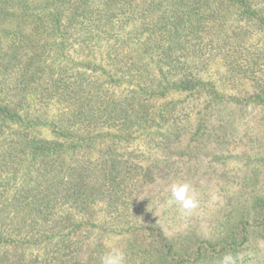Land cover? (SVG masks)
Wrapping results in <instances>:
<instances>
[{"label":"trees","instance_id":"1","mask_svg":"<svg viewBox=\"0 0 264 264\" xmlns=\"http://www.w3.org/2000/svg\"><path fill=\"white\" fill-rule=\"evenodd\" d=\"M230 101L264 105V0H0V264H100L111 228L125 264L235 254L261 191L182 244L129 206L159 155L222 141Z\"/></svg>","mask_w":264,"mask_h":264},{"label":"rangeland","instance_id":"2","mask_svg":"<svg viewBox=\"0 0 264 264\" xmlns=\"http://www.w3.org/2000/svg\"><path fill=\"white\" fill-rule=\"evenodd\" d=\"M228 103L224 116L228 134H224L222 141L206 137L200 147L195 143L187 147V154L178 148L170 157L167 153L166 158L159 155L163 169L159 171L157 181L162 184V191L157 193V188L143 192L134 203H129L131 211L140 215L135 226L144 225L147 238L158 237L162 232L165 237L182 244V237L188 235L190 238L203 232L219 239L226 232L229 219H232L231 223H237L239 210L246 212L254 193H264V105L251 101ZM170 160L173 165L165 166L171 164ZM174 181L188 182L197 192L199 205L190 213L186 214L178 203H168L169 186ZM96 210L99 218L108 214L106 206ZM246 217L249 237L233 255L239 258L238 264H264L263 219L259 214L254 216L253 212L247 213ZM107 233L110 246L118 247L127 240L118 228H111ZM227 253H231L228 248L217 255L206 254L202 259L183 254L186 259L182 264H219L220 258Z\"/></svg>","mask_w":264,"mask_h":264},{"label":"clouds","instance_id":"3","mask_svg":"<svg viewBox=\"0 0 264 264\" xmlns=\"http://www.w3.org/2000/svg\"><path fill=\"white\" fill-rule=\"evenodd\" d=\"M169 190L168 203H178L186 214L198 207V194L190 183L174 181L170 184ZM125 260V250L122 247L112 246L101 256L100 264H125ZM238 260L237 256L227 253L220 258L219 264H238Z\"/></svg>","mask_w":264,"mask_h":264}]
</instances>
